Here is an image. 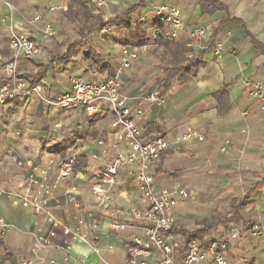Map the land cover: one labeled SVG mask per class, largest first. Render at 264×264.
Here are the masks:
<instances>
[{
  "label": "crops",
  "instance_id": "1",
  "mask_svg": "<svg viewBox=\"0 0 264 264\" xmlns=\"http://www.w3.org/2000/svg\"><path fill=\"white\" fill-rule=\"evenodd\" d=\"M8 1L15 28L28 34L39 49L36 57L20 60L18 70L21 75L29 77L40 72L52 57H62L69 45L80 42L68 64L52 63L39 81L47 91L56 93L68 89L71 77L101 82L114 75L119 68L121 49L139 43L133 29L138 28L148 38V32L155 28L152 10L162 5L177 7L185 26L206 29L202 47L211 42L222 44L220 59L208 49L191 48L195 50V56L203 54L201 68L183 84L174 83L164 97V103L156 106L145 102L144 97L151 92L160 93L156 79L162 77L169 56L154 42L165 65L157 66L151 55L139 54L131 68L122 73V92L130 98L132 106L143 110V138L161 135L170 142L157 164L154 190L183 188L189 191V199L180 202L175 209V262H182L188 243L184 233L201 230L205 221H215L217 223L202 239L194 240L205 247L213 240H228L230 231L237 229L236 241L227 244L229 264H264V238L249 234L253 225L264 231V113L242 86L244 80H264V0H218L226 10L209 14L203 13L197 0H107L109 19L122 15L132 6L139 7L130 14L131 30L110 26L104 34L82 31V16L92 15L90 0H57L67 10L53 14L47 11L48 0ZM4 11L0 0V15ZM37 15L42 19L33 22ZM143 15L145 20L139 22ZM46 22L53 25L55 34L51 37L43 33ZM75 25L79 38L71 40L62 31ZM173 42L189 47L190 41L183 35ZM0 50L5 56L9 55L2 28ZM87 52L95 56L96 64L84 57ZM104 63L106 68H102ZM45 79L52 82L45 83ZM223 88L225 93L219 98L214 97ZM17 107L34 108L38 116L46 111L49 113L44 119L15 120L12 117L3 122L0 120V136L3 137L0 146V220L9 227L0 234V264H17L21 259L33 257L32 234L52 246L71 245L74 258L68 262L62 263L57 250L49 249L38 254L42 264L49 259L57 264H79V259L84 264H126V249L133 236L141 235V225L124 217L122 222L126 227L115 230L103 216V210L105 207L142 210L144 204L124 169L119 171L113 190L106 185L100 186L104 203L93 192L99 185L98 172L112 161L119 149L117 133L110 127L109 110L103 107L97 114L87 116L71 109L46 108L35 100H19L0 106V109L10 112ZM31 123L34 129L29 128ZM189 131L197 132L203 139L182 141ZM28 140L37 142L34 157L26 152L24 141ZM46 141H49L48 148H43ZM44 155L54 157L50 160L55 161L61 160L62 156L73 158L70 175L56 182L55 168H51L47 179H43L38 173L31 175L29 166H18V163L26 162L39 169L45 168L46 165L39 164ZM30 177L35 182H30ZM27 194L30 201L44 202L41 211L35 212L32 205L23 204ZM71 196H75L84 209L93 211L98 219L101 233L95 250L88 244L72 241L63 233L65 227L74 228L75 216L84 219L83 212L75 210L71 204ZM237 200L244 201L245 205L234 219L221 221L230 216V205ZM47 215L58 224L53 225ZM83 231L88 233L86 227ZM141 264H160L159 253L153 251Z\"/></svg>",
  "mask_w": 264,
  "mask_h": 264
},
{
  "label": "built area",
  "instance_id": "2",
  "mask_svg": "<svg viewBox=\"0 0 264 264\" xmlns=\"http://www.w3.org/2000/svg\"><path fill=\"white\" fill-rule=\"evenodd\" d=\"M2 2L5 11L0 15V28L5 31L9 55L5 56L0 50V106H7L19 100H35L46 108L71 109L87 116L97 114L103 107L110 112V127L117 133L119 149L112 161L98 172L99 185L94 188L93 192L98 200L103 202L104 193L100 186L106 185L109 190H113L119 171L124 169L131 180L134 191L144 204L142 210L122 207H105L103 210V216L110 221L115 230H123L126 227L122 222L124 217L141 225V235L133 236L126 249V264H141L150 257L153 251L159 253L160 264H229L226 256L227 244L228 241H236L239 234L237 229L230 231L228 240H213L205 247L196 240L190 241L185 246L182 262L176 263L173 258L177 247L173 234L177 226L175 209L180 202L189 199V191L183 188L154 190L155 170L160 158L168 150L170 142L161 135H155L150 139L143 138L141 130L143 110L141 107L132 106L130 98L122 92V73L131 68L139 52L146 48L145 43L122 48L119 68L113 76L104 81L87 82L81 78L71 77L69 87L65 92L47 91L42 83H34L20 74L18 70L20 60L36 57L39 49L28 34L15 28L10 2L8 0H2ZM48 2L50 4L47 11L50 14L67 10L66 6L59 4L57 0H48ZM90 6L92 15L101 17L106 12L107 0H90ZM152 15L154 22L162 25L160 30L154 28L155 34L159 33L162 39L176 41L185 35L190 41V48L209 49L216 58H221L222 44L211 42L210 45L202 47V42L206 39V29L185 26L181 11L177 7L162 5L154 8ZM41 19L42 16L37 15L33 18V22H39ZM144 20L145 15L139 17V22ZM106 32L107 27L99 31L100 34ZM43 33L49 37L55 34L50 22L45 23ZM155 34L153 39H155ZM193 56H195V50L188 54V58ZM242 86L264 113V80L256 82L244 80ZM144 101L160 106L164 103V97L158 92H151L144 97ZM190 139L201 141L203 138L195 131H189L182 137V141ZM73 161V158L49 160L46 167L41 169L33 164L27 166L32 172L31 175L38 173L43 179H47L48 171L55 168L57 170L56 182H60L70 175ZM30 182H35L33 177H30ZM70 202L75 210L83 212L84 219L75 216L74 228L65 227L63 233L72 241L88 244L95 250L94 246L98 243L101 233L95 213L84 209L75 196L70 197ZM43 203L42 201H30L28 194L23 200V204L32 205L35 212L42 210L41 204ZM47 216L53 225L58 224L53 217ZM83 227L88 229V233L83 231ZM8 229L9 227L0 220V234H4ZM249 234L255 238H264V231L257 225L249 228ZM32 237L33 257L21 259L17 264H42L38 254L49 249L57 250L62 263L74 258L70 244L52 246L36 234H32ZM77 261L79 264H84L81 259ZM46 264H57V262L49 259Z\"/></svg>",
  "mask_w": 264,
  "mask_h": 264
},
{
  "label": "trees",
  "instance_id": "3",
  "mask_svg": "<svg viewBox=\"0 0 264 264\" xmlns=\"http://www.w3.org/2000/svg\"><path fill=\"white\" fill-rule=\"evenodd\" d=\"M197 1L203 13L209 14L215 11L226 10L225 6L222 3H220L218 0H197ZM138 7L139 5L132 6L122 15L115 16L105 21H98L92 15L86 14L82 16V20H81L83 24L82 31L85 32L86 34H90L93 31H100L101 29L110 26L125 27L128 30H131L132 23L130 19V14ZM161 28H162L161 24L155 23L156 30H160ZM133 31L136 32V34L138 35L137 38L140 40L138 44L132 43V46L145 43L147 38L144 37V35L140 32V30L138 28H134ZM154 42L159 48L164 49V52L167 53L169 56L167 64L162 71V77L156 79V84L159 89L160 95L165 97L174 83L183 84L188 79H191L197 74L198 70L201 68L203 64L201 61L203 54L193 56L192 58H188V54L194 52L191 48L186 47L185 44H176L173 41L164 40L161 38L159 33L155 34ZM78 43L69 45L67 52L62 57L60 58L52 57L51 60H49L45 65L41 67L40 72L32 76H29L28 79L34 83L39 82L40 79H42V77L46 75L47 68H49L52 63H56L57 65L59 63L68 64L69 59L72 57V55L76 51V48L79 45ZM84 57L87 60H90L94 64L98 62L95 56L91 54V52H87ZM106 67L107 65L105 63L102 64V68H106ZM111 76H113V74H111ZM224 90L225 89L223 88L220 91L216 92L214 94V97L219 98L220 96H222L225 93ZM244 205H245L244 201H239V200L233 201L230 205V212H231L230 216L224 218L221 221H230L231 219H234L237 212ZM216 223L217 222L215 221L212 222L205 221L203 222V228L201 230L192 233H184L185 242H190L194 239H202L206 235L207 231Z\"/></svg>",
  "mask_w": 264,
  "mask_h": 264
},
{
  "label": "rangeland",
  "instance_id": "4",
  "mask_svg": "<svg viewBox=\"0 0 264 264\" xmlns=\"http://www.w3.org/2000/svg\"><path fill=\"white\" fill-rule=\"evenodd\" d=\"M109 16H110V14L105 12L101 17H98V19L101 20V21H105V20L109 19ZM76 31H77V25H75V27H71V28L67 27V28H65V30L62 31V33L66 34V36L72 40L73 38H75V39L79 38V35H77ZM148 34H149L148 38L145 41L146 48L143 51L139 52V54H142V53L149 54V55H151L153 57L154 60H156L157 66H164L165 65V61L160 59L161 51L158 50L157 46L154 44V39L153 38H154L155 32L152 30V31H149ZM55 36H58V33H56ZM82 50H84V49L82 48L78 52L77 62H79L80 52H82ZM51 82H52L51 80L45 79V83H51ZM27 108L28 107H25V108L17 107V108H14V110H11L10 112L3 111L2 109H0V120L3 122L4 120L11 119L12 117H13V119L15 118V120H19L21 118H24V119L27 118L28 119L29 117L30 118H35L37 120V119L46 118L48 116V113H49L48 111H46L47 112L46 114L43 113V114H40L38 116V113L36 112V110H34V108H33V110H27ZM29 128L30 129H34L35 128L34 124L31 123ZM4 131H5V129H4ZM10 133H11V130H10ZM2 142H3V137L0 136V146H1ZM24 143L27 144V147H26L25 144H24V147H26V152H27L28 156L34 157L35 156V150L38 148V146H36L37 142L36 141H32V140H28V141H24ZM48 144H49V141L44 142L43 148L44 147L48 148ZM4 150L8 151V148L6 146H4ZM52 158H54V157H50V156H47V155H44L43 157L41 156L39 164L47 165L48 161L50 159H52ZM60 159L64 160L65 157L62 156ZM22 165L27 167L26 162L22 163V164L18 163V166H22ZM218 207H215V208L217 209Z\"/></svg>",
  "mask_w": 264,
  "mask_h": 264
}]
</instances>
